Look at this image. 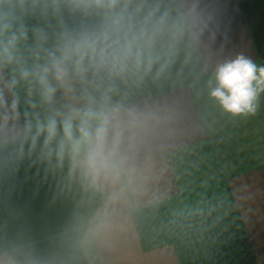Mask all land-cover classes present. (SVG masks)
I'll return each mask as SVG.
<instances>
[{"label": "clouds", "instance_id": "1", "mask_svg": "<svg viewBox=\"0 0 264 264\" xmlns=\"http://www.w3.org/2000/svg\"><path fill=\"white\" fill-rule=\"evenodd\" d=\"M206 39L215 16L200 0H0V163L66 170L112 203L135 193L181 116L179 98L137 97L182 85ZM205 83L224 111L254 113L264 66L238 55Z\"/></svg>", "mask_w": 264, "mask_h": 264}, {"label": "crops", "instance_id": "2", "mask_svg": "<svg viewBox=\"0 0 264 264\" xmlns=\"http://www.w3.org/2000/svg\"><path fill=\"white\" fill-rule=\"evenodd\" d=\"M215 39L182 85H149V103L179 98L181 116L135 193L112 203L65 172L0 163V258L6 264H264V91L233 115L208 96L215 64L264 66V0H200ZM203 75L198 78V73ZM108 220L97 227V218Z\"/></svg>", "mask_w": 264, "mask_h": 264}]
</instances>
